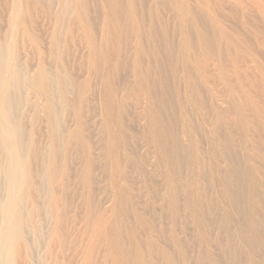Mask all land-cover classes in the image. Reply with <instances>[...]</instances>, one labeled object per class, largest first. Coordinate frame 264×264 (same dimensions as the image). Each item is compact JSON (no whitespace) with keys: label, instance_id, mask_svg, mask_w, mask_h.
Wrapping results in <instances>:
<instances>
[{"label":"rangeland","instance_id":"374dc122","mask_svg":"<svg viewBox=\"0 0 264 264\" xmlns=\"http://www.w3.org/2000/svg\"><path fill=\"white\" fill-rule=\"evenodd\" d=\"M18 1L0 0L26 79L19 135L0 124V208L22 198L27 250L0 211V264H264V0Z\"/></svg>","mask_w":264,"mask_h":264},{"label":"bare ground","instance_id":"6f19581e","mask_svg":"<svg viewBox=\"0 0 264 264\" xmlns=\"http://www.w3.org/2000/svg\"><path fill=\"white\" fill-rule=\"evenodd\" d=\"M21 1V0H20ZM20 1H18V2H20ZM34 1V0H33ZM45 1H47V0H45ZM48 1H50V0H48ZM59 2L58 3H60V1L62 2V0H58ZM66 1H68V0H66ZM74 1V0H73ZM81 1V0H80ZM253 1V3L256 5V7H257V5L259 6V5H261V3L259 2V0H252ZM15 2V1H14ZM28 2H29V0H28ZM31 2V1H30ZM41 2H43V1H41ZM32 3H38V2H32ZM48 3V2H47ZM64 5V10H65V12H67V13H69L70 12V9H73V8H71V6H70V4H71V2H62ZM72 3H74V2H72ZM82 3V2H81ZM80 3V4H81ZM84 3V2H83ZM252 3V2H251ZM39 4V3H38ZM48 4H50V3H48ZM47 4V5H48ZM61 4V3H60ZM59 4V5H60ZM75 4V3H74ZM59 5H58V7H59ZM62 5V4H61ZM61 5H60V7H61ZM72 5V4H71ZM263 5V4H262ZM261 5V6H262ZM50 6V5H49ZM55 6V5H54ZM260 6V8L262 9H260L261 11H263L264 12V7L262 6L261 7ZM36 7H39V6H36ZM76 7H74V9H75ZM81 8V7H80ZM88 8V7H87ZM48 9H49V7H48ZM57 9V8H56ZM55 9V11H57ZM85 9V8H84ZM259 9V8H258ZM132 10V9H131ZM45 11H46V9H45ZM54 11V12H55ZM59 11V10H58ZM73 11V10H72ZM47 12V11H46ZM53 12V11H52ZM61 10H60V13H58L57 15H58V17L60 16V14H61ZM76 12V11H75ZM80 12V11H79ZM56 13V12H55ZM73 12H71V14H72ZM83 13V12H82ZM85 13V12H84ZM83 13V14H84ZM136 13V12H135ZM54 14V13H53ZM63 14V13H62ZM70 14V13H69ZM86 14V13H85ZM90 14V13H89ZM137 14V13H136ZM264 14V13H263ZM20 16H21V23H22V25L25 27V28H27L28 27V25L30 24V23H27L28 25L26 26V22H29V20L28 21H25L24 20V16H23V13H22V11H20V14H19ZM56 15V16H57ZM80 15V13H78V16ZM70 16H73V14L72 15H70ZM77 16V17H78ZM80 16H82V15H80ZM85 16V15H84ZM51 17H53L52 19L54 20V24H56V23H58V22H56L57 20H58V17H54V16H52V14H51ZM60 17H62V15L60 16ZM76 17V16H75ZM77 17H76V19H77ZM130 17V16H129ZM47 18H50V17H48L47 16ZM68 17H66V20H64V22L63 23H61V25H63V24H65L66 22V24H68L67 25V27L69 26L70 28H73V27H71L70 25H74V21H73V19H72V24L70 23V19H67ZM83 17H81V19H82ZM89 18V17H88ZM84 19V18H83ZM136 19V18H135ZM60 21H63V20H61V18L59 19ZM66 21V22H65ZM69 21V22H68ZM77 21V20H76ZM140 21V20H139ZM138 20H136V22H139ZM81 22V21H80ZM80 22H79V24H80ZM52 23V24H53ZM138 24V23H137ZM56 25H59V24H56ZM61 25H59V26H61ZM72 25V26H73ZM90 25V24H89ZM36 26V25H35ZM54 26V25H53ZM59 26H58V28H59ZM66 26V25H65ZM64 26V27H65ZM76 26V25H75ZM138 26V25H137ZM32 27V26H31ZM31 27H29V28H31ZM63 27V28H64ZM80 27V26H79ZM28 28V29H29ZM50 28V27H49ZM52 28V30H53V27H51ZM57 28V29H58ZM56 29V30H57ZM65 29V28H64ZM64 29H58V30H63V33H64V31L66 30V29H68V28H66L65 30ZM81 30H82V27L80 28ZM149 29V28H148ZM27 30V29H26ZM45 30V29H44ZM71 31V29H68V31ZM137 30H138V28H137ZM136 30V31H137ZM43 31V30H42ZM60 31H58V32H60ZM67 31V30H66ZM65 31V32H66ZM73 31V30H72ZM89 31V30H88ZM140 31V30H139ZM27 32H29L28 30H27ZM41 32V31H40ZM54 32H55V30H54ZM53 32V34L51 33V35H50V37H49V41H48V45H47V55H49L50 57H55V55L57 54L58 56L59 55H61V53L60 52H62L60 49H62L63 48V46L64 45H62V48H61V44H60V42H58V40H57V38L55 37V33ZM82 32H84V30L82 31ZM44 33V32H43ZM48 33V32H47ZM69 33V32H68ZM30 34V33H29ZM28 34V35H29ZM55 34V35H54ZM60 34H62V32L60 33ZM62 35H64V34H62ZM70 35V34H69ZM141 35V34H140ZM41 36V35H40ZM66 37H67V35H65ZM85 36V35H84ZM69 37V36H68ZM90 37V36H89ZM138 37V36H137ZM140 37V36H139ZM40 38V37H39ZM135 38V37H134ZM33 39V38H32ZM84 40H87V39H84ZM140 40H141V38H140ZM138 41V40H137ZM87 42V41H86ZM91 42V41H90ZM139 42H141V41H139ZM47 44V43H46ZM60 45V46H59ZM92 45V44H91ZM90 45V46H91ZM65 46H66V43H65ZM66 48V47H65ZM73 48V47H72ZM93 49V48H92ZM95 50V49H94ZM60 51V52H59ZM66 51V50H65ZM68 51V50H67ZM69 52V51H68ZM60 53V54H59ZM63 53H65L64 51H63ZM71 53H73V52H71ZM71 53H70V55H71ZM67 54V53H66ZM69 54V53H68ZM75 54V53H74ZM56 55V56H57ZM63 55V54H62ZM49 57V58H50ZM77 57V56H76ZM67 58V57H66ZM70 58H71V56H70ZM69 58V59H70ZM75 58V57H74ZM5 60H6V57H5V55H4V52H3V50H2V48L0 47V84L2 85V89L0 90V124L3 126V128H2V131H5V130H8V131H14V133L16 134V136H18L19 135V129H20V111H21V108H20V106H22L23 104H25L26 103V101H24L25 100V98H24V92H23V90L25 91V83H26V79L23 77V76H21L20 74H19V72H18V70H17V67H9L8 66V64L7 63H5ZM75 60V59H74ZM72 62V61H71ZM50 84V83H49ZM50 86V85H49ZM49 86H44V91H43V94L45 95V97H46V100H47V98H48V102H47V105H46V110H48V114H51V115H49V116H52L53 115V112H54V110H53V102H52V96H51V91H50V87ZM50 91V92H49ZM25 102V103H24ZM23 107V106H22ZM19 115V116H18ZM14 117H15V125H14V122H13V120H14ZM5 121H6V124H5ZM4 126H6V127H4ZM2 144L5 146V148H6V154H8V153H10V152H12V153H18V148H19V144H18V142L16 141L15 142V140L14 141H10V142H8V141H6V140H2ZM17 156H15V158H14V160H13V163H15L16 161H17ZM88 158H89V156H88ZM91 159V158H90ZM89 160V159H88ZM93 161V160H92ZM88 163H89V161H88ZM87 163V164H88ZM112 173L115 175V177H116V180L118 181L119 180V182H118V186L119 187H121L122 188V191H121V196H129V194H130V192H132L131 190H129V188L125 185L124 186V188H123V184H122V182L121 181H123V182H125L124 181V177H123V175H124V170L123 169H121L120 168V161H119V159H117L115 162H114V169L112 170ZM7 176L11 179V183H12V185H15L16 183H17V181H18V179H19V177H18V175H16V174H12V175H10V173H8L7 174ZM84 179V178H83ZM86 179H87V177H86ZM85 179V180H86ZM84 180V181H85ZM88 180V179H87ZM121 180V181H120ZM83 181V180H82ZM86 182V181H85ZM83 184V183H82ZM66 185V184H65ZM68 185V184H67ZM86 186H88V185H86ZM67 188V187H66ZM64 189H65V187H64ZM82 189V188H81ZM121 190V189H120ZM63 191V190H62ZM85 193H86V191H84ZM83 192V193H84ZM82 193V192H81ZM82 195V194H81ZM131 197H133V196H131ZM121 198V197H120ZM127 198H129V197H127ZM126 198V199H127ZM87 199V198H86ZM132 200H133V198H131ZM132 200H130V198L128 199V201L127 202H131ZM134 201H135V199H134ZM87 202V201H86ZM85 202V203H86ZM125 203V202H124ZM135 203H136V201H135ZM135 203H133V204H135ZM170 203L171 204H175L174 203V199H172V200H170ZM87 204V203H86ZM130 203H128V205H129ZM131 205H132V203H131ZM134 206V205H133ZM133 206H131V207H133ZM178 208V207H177ZM8 209H13V211H12V213L11 214H9L8 216H7V222H6V224H5V226H4V229H5V232H6V234H8V230H9V235H10V237L11 238H13V239H16V241L19 243V246H20V250L22 251H25V250H27V243H26V241H25V238L22 236V230H21V228H20V225H23V223H24V219L22 218V212H21V209H23V205H22V198H16V200L14 199V202L11 200V198H7V200L3 203V205H1V208H0V211L2 212V214L4 213V212H7L8 211ZM176 210V209H175ZM177 211V210H176ZM177 212H179V211H177ZM135 213V217L137 218V223H139V224H136V225H139V226H148V228L150 229V233H148V234H150L151 235V232H152V230L153 229H151V224H149V222L150 221H148V222H142L143 220H142V218H141V216L138 214V213H136V212H134ZM178 215V214H177ZM175 216V215H174ZM176 217V216H175ZM175 217H173V218H175ZM172 218V219H173ZM178 218V217H177ZM105 219V218H104ZM101 221V220H100ZM176 221V220H175ZM103 222V221H102ZM108 222H110V221H108ZM115 223V222H114ZM113 223V224H114ZM172 223H174L175 224V222H172ZM100 224V223H99ZM106 224V223H105ZM170 224H171V222H170ZM7 225H8V228H7ZM109 225V224H108ZM116 225L117 224H115L114 226L116 227ZM153 225V224H152ZM172 225V224H171ZM106 226V225H105ZM110 226V225H109ZM108 226V227H109ZM112 226V225H111ZM138 226V227H139ZM143 226V227H144ZM162 226H163V224H162ZM167 226V225H166ZM165 226V227H166ZM173 226V225H172ZM103 227H104V225H103ZM153 227V226H152ZM168 227H170L169 225H168ZM168 227H166V229L168 230ZM119 228V227H118ZM158 228V227H157ZM97 229H98V226H97ZM101 229V228H100ZM103 229V228H102ZM113 229V228H112ZM120 229V228H119ZM115 230V229H114ZM116 230H118V229H116ZM115 230V231H116ZM170 230V229H169ZM111 231V230H110ZM109 231V232H110ZM155 231V230H154ZM159 231V233H162V232H164V231H162V230H158ZM162 231V232H161ZM106 232V231H105ZM166 232V231H165ZM168 232V231H167ZM158 233V232H157ZM119 234V233H118ZM168 235V234H167ZM120 236V235H119ZM154 238L157 236H155V235H152ZM152 236H150V238H152ZM174 236V235H173ZM172 236V237H173ZM112 237V236H111ZM158 237H160V235H158ZM163 237V236H162ZM166 238V237H165ZM167 238H168V236H167ZM119 239V238H118ZM136 239V238H135ZM146 239V238H145ZM156 239H157V237H156ZM174 239V241L175 242H178V240H177V238L174 236L173 238H172V240ZM115 240H116V238H115ZM120 240V239H119ZM119 240H116V241H119ZM134 240V239H133ZM153 240V239H152ZM171 240V241H172ZM170 241V242H171ZM173 241V242H174ZM115 242V241H114ZM150 242V241H149ZM113 243V242H112ZM114 244V243H113ZM136 244V243H135ZM181 244V243H180ZM205 244V243H204ZM115 245V244H114ZM117 245V244H116ZM178 245H179V242H178ZM208 245V244H207ZM113 246V245H112ZM204 246V245H203ZM115 247V246H114ZM137 247V246H136ZM135 247V248H136ZM160 247V246H159ZM116 248V247H115ZM161 248V247H160ZM178 249H179V246H178ZM161 250H163V249H161ZM160 250V251H161ZM180 250H181V248H180ZM142 251V250H141ZM120 252V251H119ZM133 252H135V251H133ZM159 252V251H158ZM162 252V251H161ZM137 253H140V252H137ZM136 253V254H137ZM143 253V252H142ZM181 253H183V252H181ZM119 254V253H118ZM134 254V253H133ZM141 254V253H140ZM140 254H139V256H140ZM160 254V253H159ZM169 254V253H168ZM117 255V254H116ZM163 255V254H162ZM142 257V256H141ZM134 258H135V256H134ZM137 258H138V255H137ZM140 258V257H139ZM149 258V257H148ZM170 258V257H169ZM173 259V258H172ZM134 260V259H133ZM146 260V259H145ZM171 260V259H170ZM135 261V260H134ZM137 261H139L138 259H137ZM137 261H136V263H137ZM169 261V260H168ZM144 262V261H143ZM167 262V261H166ZM172 262V261H171ZM140 263H142V262H139V264ZM168 263V262H167Z\"/></svg>","mask_w":264,"mask_h":264}]
</instances>
